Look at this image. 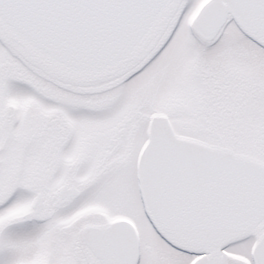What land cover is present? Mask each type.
<instances>
[{"label": "snow or ice", "instance_id": "1", "mask_svg": "<svg viewBox=\"0 0 264 264\" xmlns=\"http://www.w3.org/2000/svg\"><path fill=\"white\" fill-rule=\"evenodd\" d=\"M0 264H264V0H0Z\"/></svg>", "mask_w": 264, "mask_h": 264}]
</instances>
